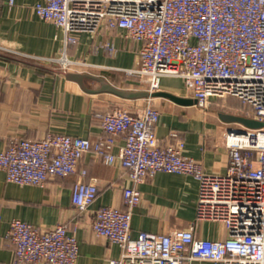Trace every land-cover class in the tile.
Instances as JSON below:
<instances>
[{
  "label": "built area",
  "instance_id": "obj_1",
  "mask_svg": "<svg viewBox=\"0 0 264 264\" xmlns=\"http://www.w3.org/2000/svg\"><path fill=\"white\" fill-rule=\"evenodd\" d=\"M35 10L63 30L65 47L77 41L79 32L123 29L141 42V66L129 72L146 78L151 92L160 89L165 76L179 77L200 107L213 97L233 96L264 122V0H44ZM51 61L65 71L80 63L68 57L66 48ZM159 115L151 103L137 113L107 111L102 119L106 134L96 141L64 133L37 140L17 137L0 152V170L8 181L43 186L50 176L76 173L89 150L108 164L118 161L127 168L134 183L123 191L127 208L104 206L92 222L97 235L121 246L120 257L108 264H264V126L232 128L227 134L229 167L216 174L185 155L182 140L159 141ZM121 134L125 143L115 153ZM160 171L195 176L200 184L197 218L223 221L228 237L198 238L193 228L141 231L133 237V209L142 197L136 185ZM87 174L82 169L72 188V202L80 211L98 193L96 180H85ZM9 238L16 264H76L79 256L78 239L66 224L39 229L16 218Z\"/></svg>",
  "mask_w": 264,
  "mask_h": 264
},
{
  "label": "crops",
  "instance_id": "obj_2",
  "mask_svg": "<svg viewBox=\"0 0 264 264\" xmlns=\"http://www.w3.org/2000/svg\"><path fill=\"white\" fill-rule=\"evenodd\" d=\"M43 1L0 0V152L17 137L37 140L48 133L96 141L106 134L102 119L107 111L119 108L137 113L151 103L160 112L156 134L161 143L182 140L183 153L200 162L206 172L227 171V134L232 128L245 127L229 117L253 118L244 109L249 110L246 104L228 96L213 97L207 107H200L183 79L175 76H165L157 91L191 102L178 103L166 96L125 98L99 91L101 83L93 78L85 79L84 88L67 72L101 77L121 89L149 91L146 78L129 72L141 66V42L128 37L123 29L104 27L95 34L77 33V41L65 47L63 30L35 10V5ZM108 43L112 49L106 46ZM65 48L68 57L80 62L74 70L65 71L51 61ZM124 143L125 136H117L114 152L118 153ZM82 169L88 171L85 180L95 179L98 185L96 199L84 211L72 202V188ZM128 172L118 161L106 163L94 150L84 153L76 173L50 176L43 186L8 181L0 170V264H16L9 238L11 221L16 218L39 229L66 224L78 239L76 264H108L118 259L121 246L97 235L92 222L104 206L127 208L123 191L134 185ZM136 186L142 197L133 209V237L141 231L166 233L188 228H193L198 238L220 240L230 234L223 221L197 218L200 184L195 176L160 171ZM191 264L217 263L194 260Z\"/></svg>",
  "mask_w": 264,
  "mask_h": 264
},
{
  "label": "water",
  "instance_id": "obj_3",
  "mask_svg": "<svg viewBox=\"0 0 264 264\" xmlns=\"http://www.w3.org/2000/svg\"><path fill=\"white\" fill-rule=\"evenodd\" d=\"M67 76L72 78V79L77 80L84 88H87L86 84H85V79H87V78L96 79L101 83V87H100L99 91L111 92V93L117 94V95L125 97V98L166 96V97H169L170 99H172L178 103H183V104H186V103H189L192 101L191 99L181 98V97H178V96L173 95L171 93L162 92V91L151 92V91H144V90L134 91V90L121 89V88L114 86L113 84H111L106 79H103L101 77H91L90 75L85 74V73H81V72H67ZM229 118H232L233 120L239 121L240 123H242L245 126V128H258V127L264 126L263 121H259L255 118H251V117L231 116Z\"/></svg>",
  "mask_w": 264,
  "mask_h": 264
},
{
  "label": "rangeland",
  "instance_id": "obj_4",
  "mask_svg": "<svg viewBox=\"0 0 264 264\" xmlns=\"http://www.w3.org/2000/svg\"><path fill=\"white\" fill-rule=\"evenodd\" d=\"M78 67V66H77ZM72 69L74 70V68L72 67ZM132 74V73H131ZM135 75V74H132ZM136 76V75H135ZM138 77V76H137ZM225 103V101H223ZM232 103V102H231ZM246 110V112H248L249 110L247 109V107L244 108Z\"/></svg>",
  "mask_w": 264,
  "mask_h": 264
}]
</instances>
